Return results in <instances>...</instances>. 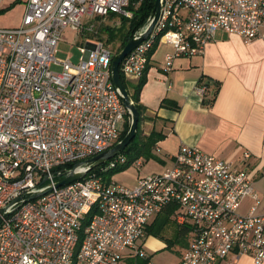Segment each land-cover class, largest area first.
<instances>
[{"label":"built area","instance_id":"built-area-1","mask_svg":"<svg viewBox=\"0 0 264 264\" xmlns=\"http://www.w3.org/2000/svg\"><path fill=\"white\" fill-rule=\"evenodd\" d=\"M130 4L28 0L20 25L0 28V211L10 212L0 223V264H123L126 251L145 258L147 228L168 208L189 236L179 264H218L230 255L264 264V212L252 207L239 213L244 199L256 198L247 172L197 147L180 146L169 167L139 177L133 187L96 175L53 187L56 168L118 143L127 113L111 80L110 50L95 41L80 48L84 57L77 64L59 61L61 35L83 31V22L94 17L131 19L137 4L133 10ZM161 5L152 33L120 64L126 82L144 75L158 43L172 48L164 57V70L170 71L176 58L203 54L218 30L246 44L264 42V0H162ZM52 65L62 71L52 72ZM205 92L198 84L196 93ZM116 163H105L100 173ZM49 187L34 201L11 205Z\"/></svg>","mask_w":264,"mask_h":264},{"label":"crops","instance_id":"crops-1","mask_svg":"<svg viewBox=\"0 0 264 264\" xmlns=\"http://www.w3.org/2000/svg\"><path fill=\"white\" fill-rule=\"evenodd\" d=\"M17 1L23 2V17L28 0ZM4 2L0 0V11L12 4V0L7 5ZM20 23L17 21L18 26ZM171 51L172 48L163 43L155 45L144 74L146 81L139 94V104L143 109L141 136L147 137L155 132L162 138L152 149L153 158L147 161L139 159L140 166L133 164L137 168L148 163L155 165L154 170L147 168V171H139L134 184L139 177L162 172L169 167L180 146L197 147L233 167L244 169L256 198L244 199L239 213L245 214L252 207L257 213H263L264 42L254 40L246 44L239 36L218 30L205 46L203 54L176 58L171 70L165 71L164 57ZM201 78L209 79L218 86L210 107L204 106L203 97L196 93ZM136 82L138 80L127 83ZM210 89L211 92L212 87ZM245 153L249 154L248 159L244 158ZM155 220L149 224L150 229L156 227ZM177 232L179 264L189 239L187 229L177 227ZM167 242L149 234L144 243L146 257L140 258L134 252L126 251L123 264H153L152 253L165 249ZM218 264L254 262L247 256L230 255Z\"/></svg>","mask_w":264,"mask_h":264},{"label":"trees","instance_id":"trees-1","mask_svg":"<svg viewBox=\"0 0 264 264\" xmlns=\"http://www.w3.org/2000/svg\"><path fill=\"white\" fill-rule=\"evenodd\" d=\"M154 2L155 0H131L129 9L133 10V4L135 3L137 4V8L136 10H134L133 17L128 20L123 19L122 23H120V26L118 28H111V29L105 28L109 31L106 44H118L116 51L114 52L112 58L122 50V48L126 45V43L133 37V35L146 22L148 24L150 16H151V12L154 8ZM17 3L18 1L12 3L8 8L1 10L0 13L9 10L10 8L14 7V5H16ZM109 16L113 17L114 15H109ZM121 80L139 115L136 136L119 155H117L116 157L108 161V162L113 161V160L118 161V163H116V165L113 168H110L106 171H101L100 173L101 168H104L103 165H101L95 168L94 170H92L91 172H89L85 176V178L91 175H96V176H101L104 182H107V183L110 182V180L115 174L131 167L139 159H144L147 161L150 158H153V155L151 154L152 149L156 145V143L162 138L161 134L155 133V132H151L149 136L147 137L141 136L140 124L143 120V117H142L143 109L141 105L139 104V94H140V90L142 86L144 85L146 81L145 75H143L138 80V82L133 83V84L127 83L122 76H121ZM199 84L206 86V92H205V95L203 96V103H204L203 105L206 107H210L217 94L218 86L216 83H212L209 79H205V78H201V80H199ZM210 87H212L211 92H210L211 90ZM208 94L211 95L210 98L207 97ZM129 125H130V116L128 113H126V123L124 126V130L119 137V141L122 140L124 136L126 135L129 129ZM74 165L75 164H67L59 168H56L54 172L56 181H59L61 179L56 175L57 172H64V171L70 170L73 168ZM93 214L94 212L91 211V213L86 217L85 225L86 223H88V221L90 220ZM171 214H172V209L168 208L164 210L158 217H156L155 222H157V225H158L159 222L168 220ZM152 232L153 230L148 227L147 235L149 234L152 235Z\"/></svg>","mask_w":264,"mask_h":264},{"label":"rangeland","instance_id":"rangeland-1","mask_svg":"<svg viewBox=\"0 0 264 264\" xmlns=\"http://www.w3.org/2000/svg\"><path fill=\"white\" fill-rule=\"evenodd\" d=\"M4 4L7 5L9 0H4ZM12 0L11 3H14ZM24 1V0H23ZM27 1V0H26ZM23 2L18 3L13 7L10 12L0 13V28H15L17 27V21L22 20ZM12 12V13H11ZM11 13V14H10ZM128 20L120 16L113 17H94L90 20L83 22L84 30L75 32L71 30H64L61 35V39L57 46V52L55 58L59 61L69 60L73 64H77L83 57L84 52H81L80 48H85L95 44V41H101L103 45L110 50L112 56L116 51L118 44H106L109 31L105 28H118L122 20ZM19 23V22H18ZM89 26H93V31L88 32L86 29ZM51 71L60 73L62 71L61 66L52 65ZM154 164L148 163L142 168H137L135 165L121 171L113 176L114 181L122 184L126 187H133L134 180L140 173L139 171L154 170ZM152 235L163 241H168L165 249L158 252H153L152 262L153 264H177V251H179L180 245L177 244V227L175 222L171 219L161 221L156 224V227L152 229ZM189 237V236H188ZM171 247V248H170Z\"/></svg>","mask_w":264,"mask_h":264},{"label":"water","instance_id":"water-1","mask_svg":"<svg viewBox=\"0 0 264 264\" xmlns=\"http://www.w3.org/2000/svg\"><path fill=\"white\" fill-rule=\"evenodd\" d=\"M161 3L162 0H155L154 8L151 12L147 29L144 32L134 34L133 37L122 48V50L119 53H117L111 60L110 72H111L112 83L118 92V95L120 97V100L124 108L126 109L127 113L130 116V125L126 135L122 140L116 143L109 150L102 152L86 161L76 163L72 169L57 174V176L61 179L55 182L53 187L59 188L68 185L70 183H73L75 181L81 180L95 168L104 165L109 160L119 155L136 136L139 115L121 80L119 67L123 59L128 54H130L142 41H144L154 30V27L157 25L161 13V7H162ZM51 189L52 187H49L41 192L24 194L20 198L15 200L11 205L12 206L17 205V207H19L25 203L34 201L37 198L51 191ZM9 215L10 212H8V208H3L0 211V223L3 218L8 217Z\"/></svg>","mask_w":264,"mask_h":264}]
</instances>
